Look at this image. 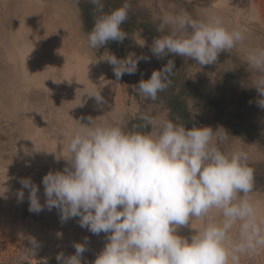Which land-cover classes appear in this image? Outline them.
Segmentation results:
<instances>
[{"label": "clouds", "instance_id": "clouds-1", "mask_svg": "<svg viewBox=\"0 0 264 264\" xmlns=\"http://www.w3.org/2000/svg\"><path fill=\"white\" fill-rule=\"evenodd\" d=\"M88 2L94 18L86 34L89 46L99 49L108 41L122 42L128 36L122 25L132 10L129 0L107 11L104 0ZM156 31L161 35L153 38L150 51L157 59L173 54L200 66L215 64L221 52L231 53L245 40L243 30H230L211 10L199 18L186 10L164 13ZM141 58L148 59L110 53L104 60L119 80L125 73L134 74ZM245 60L253 76L250 87L257 90V104L264 109V47L250 49ZM174 69L169 59L149 79L139 81L138 94L158 101L171 86ZM89 96L98 105L104 99L100 91ZM87 120H76L78 127L61 133L66 164L43 176V205L31 178L20 183L29 189V211L55 207L62 222L78 217L82 228L106 234L92 264H241L242 258L264 250V215L252 199L255 169L242 147H222L232 137L224 127L189 129L179 117L150 112L141 113V123L131 128L123 114ZM17 198L23 201V189ZM194 219L200 221L198 227H193ZM183 226L195 229L190 237L177 234ZM27 239L31 247L22 250L17 264H27L40 246L34 237ZM73 246L75 254H57L58 264H82L86 246Z\"/></svg>", "mask_w": 264, "mask_h": 264}, {"label": "rangeland", "instance_id": "rangeland-1", "mask_svg": "<svg viewBox=\"0 0 264 264\" xmlns=\"http://www.w3.org/2000/svg\"><path fill=\"white\" fill-rule=\"evenodd\" d=\"M129 3V16L137 22H150L155 31L164 13L180 10L194 18L205 10L216 11L227 28L243 30L245 40L231 53L221 52L215 64L200 66L171 54L174 77L181 84H197L210 90L212 102L187 100L196 127L216 130L222 126L230 134L228 123H241L245 117V123L256 126L264 136V109L257 104V90L250 87L253 76L245 60L250 49L264 47V0ZM87 33L75 0H0V239L23 250L31 247L27 237H34L40 246L33 259L42 257L49 264H58L56 256L61 252L65 256L75 254V243L86 246L82 264H92L106 243V234L96 235L82 228L78 217L62 222L55 207H45L39 213L29 211V189L23 188L20 180L31 178L43 205V176L50 170H63L66 164L61 133L74 130L78 121L87 124L88 116L112 120L123 114L127 126L144 112L172 119L161 97L153 102L136 90L141 79H149L157 70L158 59L150 51L153 39L149 41L142 30L125 37L126 56L134 53L148 59H139L134 74L125 73L117 80L113 66L104 60L109 55L108 43L93 49ZM155 34L161 35L157 31ZM171 88L161 94L170 96ZM97 91L104 98L99 105L95 97L89 96ZM218 100L219 105L213 103ZM236 146L249 153L255 187L264 183V144L232 136L222 147L231 151ZM21 189L23 201L17 198ZM252 199L259 202L264 215V193L254 189ZM192 223L193 227L200 225L195 219ZM194 231L183 226L177 234L190 237ZM241 264H264V250L242 258Z\"/></svg>", "mask_w": 264, "mask_h": 264}, {"label": "trees", "instance_id": "trees-1", "mask_svg": "<svg viewBox=\"0 0 264 264\" xmlns=\"http://www.w3.org/2000/svg\"><path fill=\"white\" fill-rule=\"evenodd\" d=\"M104 3L105 10L107 11L119 7L123 3V0H104ZM79 6L83 14L85 28L87 32H89L93 26V5H91L88 0H80ZM122 28L124 31H126L127 34H131L136 30H142L149 41H151L156 35L155 28L150 22H137V19H132L131 16H129V20L122 25ZM107 43L109 45V55L111 53L117 56V58L126 57L125 39L122 42L108 41ZM171 58L172 56L171 54H169L168 56L158 59L157 70L161 69ZM171 79L172 88L171 86L169 88L172 89V93L170 94V96L161 93L159 94V96L165 101L166 108L169 111L171 118L173 120H176V118L179 117L180 122L185 123V127L190 129L197 124L192 120L190 116L187 100L192 99L193 101H196L198 103L212 102L210 98V90H207V88L203 89V87L197 84H181L175 79L174 75H172ZM220 102L221 101L218 100L214 101L213 103L219 105ZM243 120L244 121L241 123H228L231 136L251 140L257 142L259 145L264 144V136L260 133L259 129H257V127L252 124L245 123V117H243ZM139 123H141L139 118L131 120L128 123V128H131L133 125ZM147 130L148 129H145V131ZM255 184H257L256 179ZM255 190L264 193V183L260 182V184L255 187Z\"/></svg>", "mask_w": 264, "mask_h": 264}, {"label": "built area", "instance_id": "built-area-1", "mask_svg": "<svg viewBox=\"0 0 264 264\" xmlns=\"http://www.w3.org/2000/svg\"><path fill=\"white\" fill-rule=\"evenodd\" d=\"M22 255V249L12 242H5L0 239V264H17ZM46 260L42 257L30 259L27 264H44ZM47 262V261H46ZM47 264H49L47 262Z\"/></svg>", "mask_w": 264, "mask_h": 264}]
</instances>
